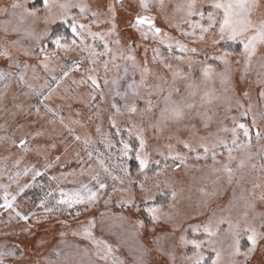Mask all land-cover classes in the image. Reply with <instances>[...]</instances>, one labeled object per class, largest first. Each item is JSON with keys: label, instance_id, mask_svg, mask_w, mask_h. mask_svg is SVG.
<instances>
[{"label": "snow or ice", "instance_id": "6c2138e0", "mask_svg": "<svg viewBox=\"0 0 264 264\" xmlns=\"http://www.w3.org/2000/svg\"><path fill=\"white\" fill-rule=\"evenodd\" d=\"M120 14L129 30L124 36ZM57 21L63 31L54 30ZM0 33V101L15 82L11 115H35L33 130L16 122L20 135L0 137L20 153L14 168L0 165L7 179L0 182V211L10 222H25L21 234L35 236L40 220L79 209L75 227L58 221L59 239L46 253L44 238L35 239L41 251L33 249L28 260L31 242L22 248L4 241L0 264H128L115 255L122 239L131 264H253L257 250L264 255V0H110L95 6L89 0H0ZM112 69L118 74L109 76ZM253 84L259 85L255 102ZM21 95L38 102H16ZM73 103L96 109L87 119L96 121L106 155L89 133L72 127L86 126ZM65 108L77 118L66 121ZM105 120L108 131H102ZM57 121L60 130L46 129ZM64 129L82 141L84 155L69 151L67 138L57 139ZM26 155L34 156L31 162L25 163ZM249 164L258 170L256 180L247 174ZM192 169L210 170L214 189L201 186L204 198L181 207L183 187L173 176ZM42 174L48 190L29 210L27 198L24 204L18 198ZM28 175L32 180L21 184ZM221 180L240 186L223 208L211 202ZM101 200L104 210L90 213ZM124 224L130 237L115 232ZM69 232L87 244L67 241ZM105 233L115 235L117 245Z\"/></svg>", "mask_w": 264, "mask_h": 264}, {"label": "rangeland", "instance_id": "374dc122", "mask_svg": "<svg viewBox=\"0 0 264 264\" xmlns=\"http://www.w3.org/2000/svg\"><path fill=\"white\" fill-rule=\"evenodd\" d=\"M32 3H35L36 0H31ZM89 2L91 4H93L94 6L97 4H107L108 2H110V0H89ZM125 3L128 2H134V0H124ZM167 2V0H166ZM126 19V16H124V14H120L118 17V24L120 26L121 29V35L124 36L127 34V32L129 30H125L124 29V20ZM57 23H59V21L56 22L55 25H57ZM157 24L158 26H165L164 22L160 19L157 20ZM53 25V27L55 26ZM173 34L176 35V33L173 31ZM12 38H15V36L13 35ZM0 40H2V33H0ZM142 53V49L140 50ZM149 59L151 58V52H149ZM69 56L75 57L76 54L75 53H69ZM65 62H67V58H65ZM55 63L59 64L60 61H56ZM5 62L0 59V67L4 66ZM57 71H59V68H57ZM117 71L115 69H112V71H110L108 73L109 76H115L117 75ZM251 78L254 79L255 77V70H253V72L250 74ZM43 76L44 73L41 70L40 71V80L35 81V84L37 87H39L40 84L43 83ZM75 78H79L78 75ZM86 86L85 85H81L78 89V91L83 92L85 91ZM16 90V85L15 82H13L9 93H8V99L5 101H0V137L2 136H13V135H20V130L19 129H15L14 128V124L16 122H19L23 125H25L23 131L27 132L30 130H33V126L29 123L30 121H32L33 119H35V115L34 114H29V115H16V116H12L11 113L13 112V107H12V96L11 93L13 91ZM22 91V89H21ZM259 91V85L253 84L252 85V94H253V100L255 102V98L258 94ZM61 95H63V89L61 88ZM55 99V97H54ZM16 102H23L25 105H27L28 103H37L38 102V98L35 96L32 97H28L27 99H25V97L18 96L17 101ZM56 103H59V100H56ZM79 107L82 109L81 111V115H80V119L82 121L85 122V127H81L80 125H72V127L75 128L76 132L78 134L83 135L85 132L89 133L92 136L93 139V145L95 147L99 146V149L102 153H104L105 155L107 154V149H105L103 147L102 144H100V135L96 132L95 130V124L96 121L94 120H88L87 119V115L88 113L91 112H95L96 109L92 108L91 110L84 108L83 105L79 104V103H73V108ZM106 107V106H105ZM65 118L66 121L69 118H77L74 116L73 113H70L69 110L67 108L64 109L63 113H62ZM44 124V119H41L38 124L36 125V127H39L40 125ZM55 127L57 130H60L62 128V126L59 124V121H57L54 125H47V128H52ZM108 125H107V121H103L102 122V131H108ZM63 138H67V141L69 142V151L73 150V149H79L81 151V153L83 152V144L81 145V141H74L71 134L67 131V129L63 130V137H58L57 139H63ZM253 143H255V140H253ZM97 145V146H96ZM103 147V148H102ZM255 151V149H254ZM12 155H9V154ZM20 154L19 153V149H17L16 147L13 146H9L7 144L6 140H0V165H6L8 168H14V164L13 161L15 159V156ZM84 155V154H81ZM8 156L7 161H4L2 158ZM34 158L33 155H26L25 156V163H29L32 161V159ZM86 160V159H85ZM92 163L95 162V158L92 159V161H90ZM210 162V161H209ZM257 165H259L260 161L256 160ZM71 166H77L76 165V161L75 159H73L72 161V165ZM21 167H23V165H21ZM59 169L57 168V171ZM135 172V169L134 171ZM48 175H51V172L47 173ZM247 174L248 176L253 179L256 180L258 178V170L257 171H253L251 169V166L249 164L248 168H247ZM206 178H202L205 177ZM87 177H85L86 179ZM69 180L73 179L72 177L68 178ZM173 179L176 180V186L178 188L183 187V199L180 201V206L184 207L186 205H188L189 203H191L192 206H195L196 201L197 200H201L204 198V194L201 193L198 189L202 186L206 189L207 192H212L214 189V185L211 182L213 180V176L210 173V170L205 169L203 170V172L201 170H197V169H192L190 170L187 174H185L183 172V170L181 172L176 173L173 176ZM32 180V176L28 175V176H21L19 178V182L21 184L23 183H27L28 181ZM181 181L183 183H181ZM0 182H7L6 177H0ZM36 183V182H35ZM35 183H33V185L25 190V193L19 197V202L21 204H24L25 199L27 198V204H24V206L31 210L34 207V205H32V201L30 200V197L32 198L35 194V192H31L34 187H36L37 185H35ZM243 183V182H242ZM65 186L67 187H72L73 185L71 184H66ZM245 187H251L250 184L245 183L244 184ZM13 188H15V185L12 186ZM216 187L219 188V191L217 192V194L211 198V202H212V206H218L223 208L225 205H227L229 203L230 197L233 194V190L235 189L236 191V195L239 196V191H240V186L237 185L235 183V181L233 182V184L229 185L227 184L225 181L221 180L217 183ZM191 198V200L189 201L188 198ZM31 202V203H30ZM159 202V201H158ZM113 208V211H118V209ZM104 210V203L103 200H101L95 207V209H90V213L95 214L99 211H103ZM41 215V214H40ZM64 218V217H63ZM146 218V217H145ZM64 219H67L64 218ZM78 219L83 220L84 216H80ZM59 218L57 219L56 216H50L49 219L45 220H40L38 223H36L35 225H33L32 228V232L35 234V236L32 235H25V234H21L19 232V229L22 226H25V222L23 221H19V220H15V221H8L7 216L4 212L0 211V243H3L4 241H8L9 244H11L12 242H15L16 244L20 245L22 248L26 247L28 245L29 242H31L32 247H30L28 249V251L25 253V260L31 259L34 255L35 252H40L41 250L39 249L38 246H36L35 244V239L36 238H44L47 240V244L45 245L44 249H43V253H46L48 251V249L56 243L57 239H59V237L57 236V233L61 230V227L58 223ZM69 221V223L75 227V219L74 218H68L67 219ZM29 224H31L32 222L29 221ZM106 223H112L111 220H106ZM130 227L129 224H124L123 225V229H121L120 227H116L115 228V232L118 234H122V235H129L130 237V233H128L126 230H128ZM7 233V235H5ZM96 234L99 236L101 233L99 231V228H97ZM104 238L108 239L111 243H113L114 245H117V237L115 235H111L108 233L104 234ZM65 239L73 244H87V241H85L83 238L81 237H74L71 235V233L69 232L68 235L65 237ZM129 242H131V240L129 239ZM242 243L243 244H247L246 238L242 239ZM33 249H35V252L33 251ZM188 251H191V248L188 249ZM115 255L117 257H121L123 259H125L126 261H128V264H131V256L129 255V251H128V246L127 244H125L123 242V239L119 242L118 247H116L115 250ZM179 257V254H178ZM252 261L253 264H262V262H264V255L261 254V252L259 250H257L256 253H254L253 257H252Z\"/></svg>", "mask_w": 264, "mask_h": 264}, {"label": "trees", "instance_id": "16d2710c", "mask_svg": "<svg viewBox=\"0 0 264 264\" xmlns=\"http://www.w3.org/2000/svg\"><path fill=\"white\" fill-rule=\"evenodd\" d=\"M54 30L56 31H63L64 30V26L59 22L57 23V25H55L54 27ZM91 112V111H90ZM101 139V138H100ZM118 139V138H117ZM100 144L101 143V140H100ZM81 145H82V141H81ZM103 145V144H102ZM97 146V145H96ZM94 148H99V146L95 147L93 145ZM103 148V147H102ZM81 154H84V152H82ZM93 158H95V156H93ZM85 159L87 160V157L85 156ZM129 163V166L130 168L132 169V171H134L136 165L135 163L133 162V160H129L128 161ZM48 175V174H47ZM47 175H44L42 174V177H38L36 179V183L35 185H37L36 187H34V189L31 191V192H35L34 196L31 198L30 197V200L32 201V205H34V207L36 206L37 207V203H38V200L39 198H41L43 195H44V192L48 190V185H49V181L47 179ZM41 185H44V187L42 188ZM35 207V208H36ZM79 209H72L70 210L72 212V215L70 216L68 212H60V213H54V214H51L50 216H56V218L59 220H63L64 218L67 217L68 218H74L75 217V212L78 211ZM116 210V209H115ZM41 214V210L37 209V215L39 216ZM64 217V218H63ZM58 220V221H59Z\"/></svg>", "mask_w": 264, "mask_h": 264}]
</instances>
